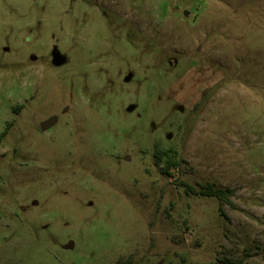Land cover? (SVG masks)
<instances>
[{"label": "rangeland", "instance_id": "obj_1", "mask_svg": "<svg viewBox=\"0 0 264 264\" xmlns=\"http://www.w3.org/2000/svg\"><path fill=\"white\" fill-rule=\"evenodd\" d=\"M0 264H264V0H0Z\"/></svg>", "mask_w": 264, "mask_h": 264}, {"label": "trees", "instance_id": "obj_2", "mask_svg": "<svg viewBox=\"0 0 264 264\" xmlns=\"http://www.w3.org/2000/svg\"><path fill=\"white\" fill-rule=\"evenodd\" d=\"M164 165L162 166V162ZM186 162L185 159L179 158L177 156L176 150L172 147L169 148H159L157 147L154 151V163L156 166L160 167L161 172L166 176L173 178L178 183V186L183 187L186 194L195 195V196H206V197H215L221 202L224 201L228 204L231 203V196L233 192L231 190H224L222 188L215 187L214 185L199 184L195 186L189 183L186 180H177L174 175V172L179 170L182 163Z\"/></svg>", "mask_w": 264, "mask_h": 264}, {"label": "water", "instance_id": "obj_3", "mask_svg": "<svg viewBox=\"0 0 264 264\" xmlns=\"http://www.w3.org/2000/svg\"><path fill=\"white\" fill-rule=\"evenodd\" d=\"M55 122L54 119H50L47 122L42 124V130L47 129L48 127H50L53 123Z\"/></svg>", "mask_w": 264, "mask_h": 264}]
</instances>
